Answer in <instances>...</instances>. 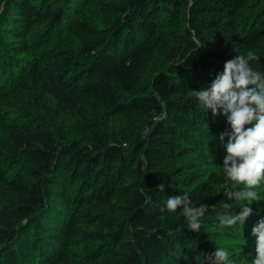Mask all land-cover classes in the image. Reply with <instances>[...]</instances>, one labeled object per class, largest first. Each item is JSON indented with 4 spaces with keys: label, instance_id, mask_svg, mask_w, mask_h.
<instances>
[{
    "label": "trees",
    "instance_id": "1",
    "mask_svg": "<svg viewBox=\"0 0 264 264\" xmlns=\"http://www.w3.org/2000/svg\"><path fill=\"white\" fill-rule=\"evenodd\" d=\"M236 55L264 72V0H0V264H250L264 180L221 230L231 127L191 96Z\"/></svg>",
    "mask_w": 264,
    "mask_h": 264
},
{
    "label": "clouds",
    "instance_id": "2",
    "mask_svg": "<svg viewBox=\"0 0 264 264\" xmlns=\"http://www.w3.org/2000/svg\"><path fill=\"white\" fill-rule=\"evenodd\" d=\"M201 46L203 44L197 41L196 48ZM191 96L197 101L199 110L206 114L211 111L214 117L225 116L231 127V132L220 134V140L223 142L225 136L228 137L222 168L225 178L235 183L226 186L223 192L229 200L243 203L237 214L232 204L221 202L219 206L224 213L218 220L221 230L237 223L243 225L253 214L251 205L258 199L254 189L264 180V72L253 70L245 56L236 55L225 61L223 72L216 74L210 86L191 90ZM238 185L245 187L238 188ZM157 190L164 192L165 185H158ZM206 207H196L184 193L168 196L161 212L181 209L187 229L198 233L203 226ZM251 234L257 239L250 264H264V218L252 227ZM230 257L228 249L217 246L203 259L199 256L196 259L200 264H238Z\"/></svg>",
    "mask_w": 264,
    "mask_h": 264
}]
</instances>
